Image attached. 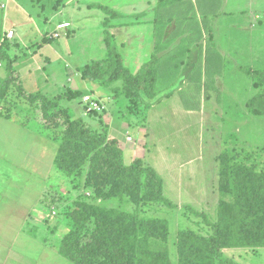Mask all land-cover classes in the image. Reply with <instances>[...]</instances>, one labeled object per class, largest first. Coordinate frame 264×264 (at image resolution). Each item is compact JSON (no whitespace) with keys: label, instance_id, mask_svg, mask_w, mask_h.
I'll return each instance as SVG.
<instances>
[{"label":"rangeland","instance_id":"374dc122","mask_svg":"<svg viewBox=\"0 0 264 264\" xmlns=\"http://www.w3.org/2000/svg\"><path fill=\"white\" fill-rule=\"evenodd\" d=\"M29 1L31 2L26 3V8H28L27 12L30 13L32 21L23 26L22 38L32 49L38 48L40 43L47 41L48 45L44 47L43 52L45 56H49L53 60V66H48V73L50 80L55 84H53L54 89L52 91L44 89L42 91L53 95L60 91L56 89V84L66 78V65L76 72L83 65L106 56L107 48L104 42L103 21L107 20L108 24H115L136 20L133 15L125 16L123 14L115 19L96 6L112 7L117 1L125 0ZM229 1L233 5H241L240 8H245L246 12L253 10L259 12L260 19L257 21L259 25L261 24L260 29L264 31V0H251V3L250 0ZM247 3L251 6H247ZM232 16L240 17L241 15L233 13ZM66 19L71 20L72 25L62 27L63 29L59 32L60 36L54 37L57 25L66 22ZM253 22L255 23V19ZM121 26L125 25H119V27ZM214 27L213 22H211L207 25V30L213 33ZM140 28L141 25L137 24L129 25L127 29L122 28L123 30L113 28L114 31H111L117 50L120 54L123 53V64L132 72H135V64L138 61L136 55L147 49L149 37L146 38L142 47L136 45L129 47L128 42L123 37V32L131 33L138 29L139 32L135 39L139 44L142 42L141 38L147 35ZM192 32L198 37L202 30L198 25H195ZM45 33L52 37L50 41L48 38L45 39ZM43 36L44 38H42ZM190 40L182 41L189 47L194 42L188 51L176 47V51H181L179 56L182 54L187 56L184 61L191 60V63L186 66L188 69L185 66H180V64L175 66L172 61L173 64L169 65L171 66L169 71L160 65L162 78L158 80V84L156 83L157 93L173 90L172 95L169 96L173 98V101L159 99L154 109L147 112V116V109L145 111V106H143L138 113L141 115L139 119L135 114H130L127 98L122 93L115 91L120 86V81L103 85L80 78L89 85L80 88L82 93L96 96L102 108V103L111 105L110 114L115 115L116 129L121 130L126 135L127 140H130L129 137H131L136 144L137 137L142 138L139 143L142 152L139 154L140 157L136 158L153 168L161 177L162 192L168 202L164 204L160 201H142L139 205H135L128 196L107 199L94 198L90 195L92 192L83 189L82 177H72L71 181L54 168L53 174L48 177L50 184H48L47 197L48 199L52 197L51 201H58L59 206L57 209L55 208L56 215L52 214L50 217H45L44 214L37 217L38 220L43 219L44 221L46 242L48 247L52 249H48L43 264H71L59 253L56 246L60 234L64 230L63 216L59 214L65 207L71 206L79 197L91 205L123 210L137 214L140 218L165 219L168 224V236L166 242L160 243L159 246L167 248L170 264H177V242L182 230H191L202 237H208L212 234L213 227L207 225L206 221L215 223L217 203L221 198L217 182L220 153L224 150L233 153L238 160L246 161L255 167L257 166L258 169L264 170V114L252 115L246 107V103L257 91L253 86L251 77L244 69L239 68V71H235L231 70V66H224L220 73L211 70L207 73L204 71L201 73L194 72L193 61L200 53V43L197 39L191 40L192 42ZM171 55L173 60L178 57V53L175 51H172ZM59 56L60 58L56 60ZM227 59L231 60L230 57ZM258 59L262 61L254 60L251 63L252 66L264 65V55ZM43 61L46 62L47 60ZM16 78L17 81H20L18 75ZM184 78L188 81V87L187 84L179 86ZM200 78H202L201 82ZM205 78L207 82L204 85L202 81ZM235 82H237V87L232 86ZM183 86L185 88L181 89ZM12 88L11 91L16 92L15 87ZM28 88L31 91L37 89ZM27 92L30 93V91ZM7 98L9 105L14 107L15 112L13 113L15 114L13 117L20 115L19 117L23 122L33 127L37 126L39 129L34 128L48 139L47 133L41 129V126H38V123L41 122L40 113L38 114L34 107L28 105L26 100L22 99L21 102L16 97L7 96ZM181 100H184L183 105ZM169 101H172L171 104ZM67 105L76 117L84 116V112H87L86 105L81 102V97L68 101ZM7 106V104L0 102V112L6 116L10 113V110H6ZM183 106L192 108V111L179 112L177 108ZM102 108L99 111L107 112L109 110L108 106L104 110ZM144 112L145 115H143ZM93 119L94 121L89 119L88 123L98 127L99 118ZM138 131L140 135L136 136ZM9 133L10 129L4 124H0V187L5 186L1 192L19 196L18 193L23 191L20 193V197H27L30 194L31 200L35 199L38 194V184L33 181L28 184V175L31 174V180H33L35 174H33V170L30 173L26 171L31 170V167L40 161L44 152L41 151L40 154V145L33 144L32 138L29 147L25 136H18V138L13 139ZM152 140L154 142L151 143ZM48 154H45L44 158L47 159ZM133 154L132 152L131 155ZM132 158L126 159L125 162L128 164L136 159ZM6 160L10 161L9 164H6ZM47 169L43 164L40 167V170L46 172ZM4 171H6L5 176L13 177L16 183L3 181ZM17 176L20 177L17 178ZM35 177L37 176L35 175ZM197 213H201L204 217ZM45 226L43 225V227ZM41 233L43 234V232ZM31 247L37 248V244ZM220 249L221 258L232 260L233 264H264V247ZM41 251L44 252V249ZM226 264L231 263L226 262Z\"/></svg>","mask_w":264,"mask_h":264},{"label":"trees","instance_id":"16d2710c","mask_svg":"<svg viewBox=\"0 0 264 264\" xmlns=\"http://www.w3.org/2000/svg\"><path fill=\"white\" fill-rule=\"evenodd\" d=\"M96 6L115 19L122 16L105 5ZM129 23L103 21L106 56L78 70L81 78L89 82L107 85L120 81L115 91L127 98L130 114L139 119V110L145 106L146 111L157 97V73L155 61L145 62L135 72L123 64L114 35L107 27ZM7 38L0 26V62L5 69V77L0 78V102L8 105V117L22 125L29 124L20 115L13 117L14 107L9 105L7 96L21 102L26 100L40 113L38 126L56 144L55 169L71 181L72 177H82L83 189L92 192L94 198L128 196L135 205L142 201L167 204L157 172L139 158L128 164L124 161L118 140L109 136L108 125L102 119L104 111L85 112L88 119L99 118L98 127L89 124L83 115L72 114L67 102L82 98L85 93L67 87L50 96L43 92L29 93L23 88L16 78L15 57L8 52ZM244 67L241 69L248 73L257 89L246 103L247 110L252 115L264 114V70ZM13 86L16 92L11 91ZM232 154L224 150L218 158L221 198L215 223L206 221L213 227L212 234L202 237L191 230H182L177 242V264H233L232 260L221 258L220 248L264 247V170L243 163ZM59 215L63 216L64 230L56 246L71 264H170L167 248L159 246L168 236L165 219L140 218L123 210L91 205L80 197Z\"/></svg>","mask_w":264,"mask_h":264},{"label":"crops","instance_id":"0c3cea01","mask_svg":"<svg viewBox=\"0 0 264 264\" xmlns=\"http://www.w3.org/2000/svg\"><path fill=\"white\" fill-rule=\"evenodd\" d=\"M27 2L31 1L0 0V26L2 35L5 37L8 31H13V36L7 38L10 43L8 52L15 57L13 68L23 88L31 93L43 92V89L52 91L55 82L50 80L48 66H53V60L49 56H45L43 52L45 49L44 47L48 45L47 41L46 43H40L38 48L32 49L27 44L26 40L22 38L23 35L21 31L23 26L32 21L30 13L27 12ZM240 6L237 4L233 5L229 0L117 1L112 7H108L121 15H133L136 20L130 21V23L125 26H112L107 27V29L111 32L112 30L114 31V29H127L129 25H141L140 30H144L145 34H147L145 37L141 38V43L138 44V41L135 39L139 32L138 29L137 31L133 30L131 33L123 32V37L126 39V42H128L127 44H129V47L131 45L142 47L146 42V38L149 37L147 49H144L142 53L136 55L138 61L135 64L134 71H137L142 64L149 60L155 61L154 69L157 73V84L158 80L162 78L160 76V65H163V68L169 71L171 68L169 65L173 63L175 66L180 64V66L185 67L191 63L189 59L184 61L187 57L184 54L179 56L181 51H176V47L188 51L190 47L194 45V42L191 40L196 39L200 43V53L196 60L193 61L195 66L194 72L201 73L204 71L207 73L211 70L220 73L223 71L224 66H231V70L235 71H239V68L244 66L264 69V65L252 66L251 64L254 60L258 62L262 61L258 59V57L264 55V31L260 29L261 24L259 25L257 21V19H260L258 15L259 12L256 10L246 12V9H241ZM247 6H251V4L247 3ZM233 13H237L241 16L234 17L232 16ZM254 19L255 23L253 22ZM211 22H213L215 26L213 33L207 30V25ZM64 23H67V25L60 26ZM61 24L57 25V30L55 32L57 35L54 34V37H59V32L63 29L62 27L71 26L72 21L66 19V22L64 21ZM195 25H198L200 30H202L198 37L192 32ZM44 36L45 39H49H47L48 41L52 38L47 36L46 33ZM44 36L42 38H44ZM185 40H190L192 45H190V47L186 46L182 43V41ZM172 51L178 53L177 59L175 58L176 60H173L171 57ZM121 55L124 60L123 53H121ZM227 57H230L231 60H228ZM59 58L60 56L57 57L56 60ZM154 58L155 60H153ZM43 60L47 61L44 62ZM65 76L66 78H63V80L55 86L56 89L60 90L58 93H61L67 87L72 90H81V87L89 86L88 83H84L81 80L82 78L79 70L75 72L69 69L67 65ZM218 76L220 77L221 75L219 74ZM3 77H5V69L0 62V78ZM201 79L202 78H200V82ZM206 80L205 78L204 81H202L204 85L206 84L205 82H207ZM187 83L188 81L184 78L179 86ZM188 86L189 84H187V87ZM232 86L237 87V82L232 84ZM28 87L37 89L31 91ZM184 88L185 86L181 89ZM179 90L178 88V91ZM172 91L173 90L159 92L156 99L150 103L146 111V116L148 111L154 109L159 99L172 100L173 98L169 97L172 95ZM45 94L50 96L57 95L51 93ZM172 101H169V103L171 104ZM183 102L184 100L182 101V105ZM102 105H104L103 108L109 107L107 112H103L102 119L108 125L107 129L109 136L118 140L119 146L123 150L124 161H126V159H131V156H134L133 158L140 157L139 154L142 152V148H140L139 143L142 141V138L137 137L136 144L131 137H129L130 140H127L126 135L121 132V130L116 129L117 126L114 123L116 120L115 115L110 114L111 105L109 103L106 105L102 103ZM177 110L187 113L192 111V108H185L183 106L178 107ZM84 118L89 120L86 114ZM92 120L94 121V119ZM0 124H4L10 129L9 134L13 139L18 138V136H25L27 146L30 147L32 138L33 144L37 143L40 145V154L41 151L44 152L43 156L40 157V161H37L31 167V170L28 169L26 171L30 173L33 170V174L37 176L35 177L34 175L33 180H31V174L30 176L28 175V184L32 181L38 184V194L35 199L31 200L30 194L27 197H20V193H23V191L18 193L19 196L2 193L1 190L5 186L0 187V264H43L44 259L47 257L48 249H52L48 247L46 242V226L44 221L43 219L38 220L37 217L44 214L45 217H50L52 214L56 215V209L57 206H59V203H57L58 201H51L52 197L51 199L47 197L48 184H50L48 182V177L53 174L55 168L54 157L56 153V144L41 135V133L34 128L35 126L22 125L20 122L1 112ZM139 135L140 132L138 131L136 136ZM152 142H154V140H152L151 143ZM134 146H136V149H134ZM132 152L134 153L133 155H131ZM47 153H49L50 156L48 154V158L46 159L44 156ZM9 162L10 161L6 160V164H9ZM42 164L48 168L47 172L40 170ZM3 175V181L13 182L15 180L11 176H5L6 171L3 172ZM19 177L20 176H17V178ZM14 183H16V181H14ZM43 225L45 227H43ZM41 232H43V234ZM36 244L37 248L31 247ZM41 249H44V252H42Z\"/></svg>","mask_w":264,"mask_h":264},{"label":"built area","instance_id":"2783aa9c","mask_svg":"<svg viewBox=\"0 0 264 264\" xmlns=\"http://www.w3.org/2000/svg\"><path fill=\"white\" fill-rule=\"evenodd\" d=\"M64 25H67V23L61 24L60 26H64ZM12 36H13V31L12 30L8 31L6 37L10 38ZM81 102L84 105H86L87 112L94 109L100 110L102 108L98 98L96 96H93L92 94H84L81 98Z\"/></svg>","mask_w":264,"mask_h":264},{"label":"bare ground","instance_id":"6f19581e","mask_svg":"<svg viewBox=\"0 0 264 264\" xmlns=\"http://www.w3.org/2000/svg\"><path fill=\"white\" fill-rule=\"evenodd\" d=\"M104 106V105H103Z\"/></svg>","mask_w":264,"mask_h":264}]
</instances>
